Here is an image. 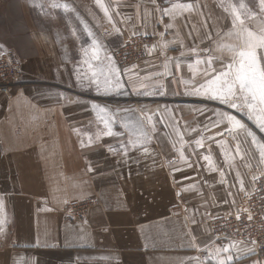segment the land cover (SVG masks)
Returning <instances> with one entry per match:
<instances>
[{
  "label": "crops",
  "instance_id": "obj_1",
  "mask_svg": "<svg viewBox=\"0 0 264 264\" xmlns=\"http://www.w3.org/2000/svg\"><path fill=\"white\" fill-rule=\"evenodd\" d=\"M103 4L107 17L97 1L82 11L89 29L106 36L116 33L121 40L144 35L155 41L140 65L116 72L120 86L132 96L161 99L158 106L128 110L129 116H139L129 122L143 121L151 140L141 143L136 128L123 126L121 106L105 102L116 98L114 92L102 93L114 86L91 83L105 68L101 59L90 60L92 68L85 63L92 55V38L99 41L100 36L86 32L90 47L80 42L72 60L63 36L33 32L30 42L36 50L28 57L20 55L25 62L22 83L10 96L0 91V264H217L228 256L233 257L228 264H264V255H257L253 245L219 243L211 233L210 218L241 206L244 194L254 188L253 177L264 172V163L250 137L228 134L226 121L213 127L210 119L216 120L215 112H229L262 143L264 131L243 111L185 94L193 80L203 82L209 55L214 61L208 71L226 70L232 62L231 53L218 50V44H241L235 34L228 35L233 31V6L245 27L259 32L264 25L259 0ZM99 16L105 22L101 29ZM85 49H90L88 56ZM257 53L264 55V50ZM172 100L179 103L169 104ZM149 116L151 123L145 119ZM105 120L115 135H104ZM177 132L187 141V162L180 159ZM201 138L203 147L195 143ZM121 145L125 151L112 156L110 151L123 150ZM205 155L211 156V167ZM88 198L96 202L83 217L69 218L70 203ZM229 246L228 252L222 251Z\"/></svg>",
  "mask_w": 264,
  "mask_h": 264
},
{
  "label": "snow or ice",
  "instance_id": "obj_2",
  "mask_svg": "<svg viewBox=\"0 0 264 264\" xmlns=\"http://www.w3.org/2000/svg\"><path fill=\"white\" fill-rule=\"evenodd\" d=\"M97 4L104 11L105 16H109L108 8L101 2L97 0ZM65 9L68 8L67 5H64ZM187 7H190L188 5ZM241 8H244V5H240ZM259 7L262 13H264V0H259ZM227 10V9H226ZM170 10H165L164 14H169ZM234 18H233V31L228 33L229 36L236 35L237 38L241 41L240 45H235L231 43L221 42L218 44V50H227L232 55V62L227 65L226 70H211L214 57L209 55L206 61L207 69L203 71V82L196 80L192 81V86L189 90L186 91L187 95H197L205 96L211 100H218L221 104H226L232 109L237 111H243L247 115L249 120H252L256 126L264 131V55H258L257 49L264 50V25L261 26L259 32H253L249 30L244 25V20L241 19L239 12L236 10L235 6L232 8ZM254 15V14H253ZM110 19V17H109ZM239 22V23H237ZM167 27H171L168 25ZM85 31L92 37V32L85 26ZM114 31L117 33L120 29L114 27ZM163 35V34H162ZM167 47V45H164ZM101 50L99 41L95 38L91 40V51L92 55L89 59L85 60V63H88L89 68H92L93 65L90 63V60L100 61L99 51ZM85 56H88V49L84 50ZM109 61L107 67L100 70L99 75H103L104 84L106 86H114L116 88L120 87V81L116 78L117 70L112 65V57H105ZM167 67V65H165ZM177 69L179 70V65L177 64ZM98 73L96 71L92 72V77H97ZM193 76H196V72H193ZM91 83L95 84L97 88L100 86V81L98 79H92ZM105 111L101 109V112ZM216 116L215 121H211L213 127L224 123L225 121L229 127L225 130L228 134H239L243 132L247 137L251 138L252 144L258 149L260 161L264 163V143L260 142L256 135L247 128V126L235 115H232L229 112L218 111L215 112ZM149 123H151V117L145 118ZM105 128L108 130L104 132V135L111 136L115 133L109 128L108 121L105 120ZM132 128H138L137 132L138 140L141 143H146L151 140L148 131L145 129L144 122L137 120L136 122H125L123 126ZM154 128V125H153ZM193 132L196 129H192ZM177 135L180 137L181 152L180 159L184 162L186 158L183 153V146L187 141L183 139V135L180 132H177ZM224 135V133H220ZM233 138L236 139V135H233ZM129 143L135 144V141L129 140ZM196 145L203 147V140L197 139L195 141ZM219 143V142H218ZM226 143V142H225ZM122 148H126V145H121ZM241 144L237 141L236 144V153L240 154ZM145 151L147 149L145 148ZM227 156V153H224ZM204 160L209 162V167L212 166V158L209 155L203 157ZM192 167L191 164L188 165ZM178 170V169H177ZM215 170V169H213ZM239 179V173L237 174ZM256 177H253L255 180ZM243 185V181H240ZM239 219V216L237 217ZM251 218V217H250ZM4 223L3 220H0V225ZM2 230V229H0ZM195 239V238H194ZM253 243H255L253 241ZM230 247H225L222 249L224 252H228ZM253 250L249 249L248 252L251 253ZM239 258V257H237ZM233 259L232 256H228L226 259H219L217 264H228ZM258 264V262H254Z\"/></svg>",
  "mask_w": 264,
  "mask_h": 264
},
{
  "label": "rangeland",
  "instance_id": "obj_3",
  "mask_svg": "<svg viewBox=\"0 0 264 264\" xmlns=\"http://www.w3.org/2000/svg\"><path fill=\"white\" fill-rule=\"evenodd\" d=\"M96 1L97 0H0V34H2V36H0V45L4 47L0 53L12 52L20 61V83L23 81V65L25 63L20 55L28 57L32 54L31 51L36 50L34 44L30 42V36H32L33 32H36V34L42 33L43 31L51 32L53 34L52 36L55 35L56 38L63 36V38H65V50L68 53V57L72 60H76V50L81 43H83V47H90L88 39L85 38L88 36L86 35L85 26H87L88 29L90 27L87 21L88 18L86 17L87 20L84 19L86 13L85 11L82 13V11H88V2ZM101 1L103 3V1L111 0ZM64 5H67L68 8L65 9ZM101 16H99L98 22L100 29L105 26V22ZM77 17L81 19L80 21H82V23H74ZM81 24L83 25V30L81 29ZM94 29L89 30L92 32L93 36H98V38L100 36L99 43L102 46L101 51H104V55L102 53L100 54L102 64L107 67L109 61L105 59V57H112V65L116 67L117 71L121 74L129 67L140 65L146 57L145 50L155 43L154 39L150 36L133 35L121 40L116 33L106 36L101 30L98 29L96 31ZM101 35H104L106 38ZM142 37L145 38L143 39ZM39 43L43 49V44L41 42ZM89 51L90 49L88 52ZM90 73L92 75L91 71L87 72V74ZM29 77L30 75H28V78ZM116 78L119 79L118 74H116ZM29 79L31 80V78ZM99 81L103 88L107 87L104 84L103 75H101ZM15 87H17V85L12 86V88ZM111 92H114L116 98H114V100L108 99V101L105 102L110 105L121 106L120 113L122 115V124L126 121L129 122V120L132 121L134 117H139L137 114H134L135 116L133 117L129 116L128 114L131 112L128 111L129 109L142 108L144 105L158 106L161 101L159 98H137L129 94V91L122 86L119 88L115 87L111 91L106 89L102 93L103 95L107 94L108 96H113L110 95ZM11 93L9 95L3 94L10 96ZM172 103L175 105L179 102L176 100L169 101V104ZM136 129V132H138L139 129ZM119 151H125V149H115L110 151V153L114 156V154ZM262 173L264 172L260 174ZM95 202V199L88 198L87 200L70 203L69 207L90 206L94 205Z\"/></svg>",
  "mask_w": 264,
  "mask_h": 264
},
{
  "label": "built area",
  "instance_id": "obj_4",
  "mask_svg": "<svg viewBox=\"0 0 264 264\" xmlns=\"http://www.w3.org/2000/svg\"><path fill=\"white\" fill-rule=\"evenodd\" d=\"M20 66V61L12 52L0 53V91L2 93L9 95L12 86L20 83ZM253 184V190L244 194L243 202L238 209L233 213L211 217L209 227L219 243L228 241L251 244L255 247L257 255L262 256L264 255V173L256 176ZM87 206L69 207L68 217L72 220L82 218Z\"/></svg>",
  "mask_w": 264,
  "mask_h": 264
}]
</instances>
